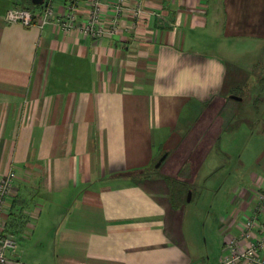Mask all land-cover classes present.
Segmentation results:
<instances>
[{"label": "crops", "instance_id": "0c3cea01", "mask_svg": "<svg viewBox=\"0 0 264 264\" xmlns=\"http://www.w3.org/2000/svg\"><path fill=\"white\" fill-rule=\"evenodd\" d=\"M88 1L77 0L80 23ZM30 3L0 0V178L16 174L4 213L18 240L9 264H31L30 255L54 264H212L208 249L189 244L198 227L188 203L173 208L166 179L184 182L204 208L227 157L245 176L252 168L233 179L229 210L211 220L223 235L221 264L264 193V98L255 97L264 0H102V23L115 33L98 40L61 29L70 0L44 26L43 6L31 9L30 27L5 21ZM249 85L255 110L231 125L245 98H228Z\"/></svg>", "mask_w": 264, "mask_h": 264}, {"label": "built area", "instance_id": "2783aa9c", "mask_svg": "<svg viewBox=\"0 0 264 264\" xmlns=\"http://www.w3.org/2000/svg\"><path fill=\"white\" fill-rule=\"evenodd\" d=\"M62 0H45L42 17L39 19L40 26L50 24L56 17V6ZM124 0H120V5ZM77 0H70L67 11L58 16V24L65 32L70 33L78 30L83 36L95 40L115 33V26L108 30L102 23V0H89V19L83 23L78 22L77 11L79 6ZM119 5L118 12L122 8ZM141 9L134 11L139 15ZM8 24H18L30 27L34 24V13L28 9L13 7L9 9L4 17ZM16 174L11 171L0 178V264H9V253L14 252L18 246V240L14 235L6 232V219L4 213L8 197L12 195ZM258 202L254 211L245 216L242 222V233L238 237H231L226 244L227 255L221 264H264L261 252L264 251V193H258Z\"/></svg>", "mask_w": 264, "mask_h": 264}, {"label": "rangeland", "instance_id": "374dc122", "mask_svg": "<svg viewBox=\"0 0 264 264\" xmlns=\"http://www.w3.org/2000/svg\"><path fill=\"white\" fill-rule=\"evenodd\" d=\"M251 58L254 60V57H251ZM249 63H247L246 66H248ZM243 65H245V63ZM243 68L247 69L248 70L247 72H249V73L252 72L255 74V70L260 71L261 66L259 68L257 67V69H254V70L252 67L246 68L244 66ZM253 77H255V75ZM263 78H264V74H263ZM248 84H251V82H249ZM251 87L252 86L249 85V86H246L242 90H236L234 92L235 93L234 95H237L239 98L244 97L245 102L239 111L234 110L233 116H236V119L234 121L230 122L231 125L234 124L236 121H238V117H241V118L250 117L253 110H255V108H253V105H251V102L253 101L252 99H255V97L259 98V99L264 98V84H261L260 88L256 92V94H258V96H255L254 98H253L254 95H252V94H255V93H253L254 91L251 90ZM246 94H248V95H246ZM249 94H251L252 98H250ZM233 104H235V103L233 102ZM262 104H264V101H262ZM263 107L264 106L262 105L260 109H262ZM228 114H229V112L225 113V117H227ZM221 163L223 164V167L220 170H218V174H216L217 176L215 177V183H216V181L220 180L219 183H217L218 185L216 184L217 189L219 191L217 190L214 193V198H212V199L209 198L208 199L209 203L208 202L204 203V205H206L204 208L203 207L201 208V206H200V205H202L201 204L202 201H200L199 199L197 200L196 198L194 199V201L188 203L189 204L188 217L190 220H192V222L190 224V228H193L194 223H195L196 226L198 227V230H199L198 234L195 233V235L192 238L190 236V239H189L190 243L189 244L193 247L194 246L200 247V244H201L204 250L208 249V253H206V256H209L212 264H214L215 260L221 256L223 235L217 233V231L214 229V224L211 226V220L214 218L216 219V217L218 215H220L221 213L227 212V210H229V208H230V205H229L230 198L229 197L232 195L233 190L238 185L237 184L238 182L237 183H236V181L234 182L233 179L234 178H241V182H242L243 179H245L247 176L250 175L249 169L252 168V165H247V168H248V170L246 172L247 176H245V173L242 174L241 172H239L238 168L240 167V164L238 163V160H232V159L227 158V157H222ZM247 164H249V163H247ZM239 173H241V175ZM223 179H227V182L223 183ZM197 207L200 208V210H202V212H203V214L199 217H198V213L196 210ZM196 213H197V215H196ZM204 214H206L208 216V218H204V220H203L202 217ZM205 220H207V222ZM205 224L207 225V227L204 229ZM188 228H189V226H188ZM189 233H190V229H189ZM45 244H46V242H44V245ZM42 258H43V256L38 257L35 255H33V256L30 255V257L27 260H29V262H31V264H41V262H42V264H43V262L45 264H47V263L48 264H54V262L53 263L50 262V256L44 257L43 259Z\"/></svg>", "mask_w": 264, "mask_h": 264}, {"label": "trees", "instance_id": "16d2710c", "mask_svg": "<svg viewBox=\"0 0 264 264\" xmlns=\"http://www.w3.org/2000/svg\"><path fill=\"white\" fill-rule=\"evenodd\" d=\"M41 6H36L30 3L29 7L24 6L23 9H28L34 13V22H35L36 13L35 11L31 9L32 8L35 9ZM262 84H264V79L262 80ZM228 99H231V98L229 97ZM166 182L170 186V189H171V204L173 208L174 209L182 208L187 203L188 194L191 191V189L187 187V185L184 182L176 180V179H166Z\"/></svg>", "mask_w": 264, "mask_h": 264}, {"label": "water", "instance_id": "95a60500", "mask_svg": "<svg viewBox=\"0 0 264 264\" xmlns=\"http://www.w3.org/2000/svg\"><path fill=\"white\" fill-rule=\"evenodd\" d=\"M44 1L45 0H32V4L36 6H41L44 4ZM230 98L236 101H242V98H239L238 96H235V95H231ZM165 158H166V154L161 158L159 164H161L165 160ZM191 199H192V192L190 191L188 194L187 203H190Z\"/></svg>", "mask_w": 264, "mask_h": 264}]
</instances>
